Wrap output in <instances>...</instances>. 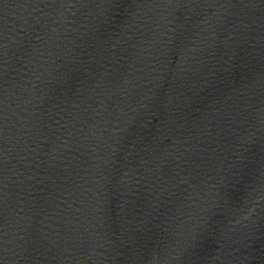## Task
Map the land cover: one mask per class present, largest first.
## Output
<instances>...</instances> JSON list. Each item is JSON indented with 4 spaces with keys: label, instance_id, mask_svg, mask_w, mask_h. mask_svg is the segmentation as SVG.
<instances>
[{
    "label": "water",
    "instance_id": "95a60500",
    "mask_svg": "<svg viewBox=\"0 0 264 264\" xmlns=\"http://www.w3.org/2000/svg\"><path fill=\"white\" fill-rule=\"evenodd\" d=\"M0 264H264V0H0Z\"/></svg>",
    "mask_w": 264,
    "mask_h": 264
}]
</instances>
